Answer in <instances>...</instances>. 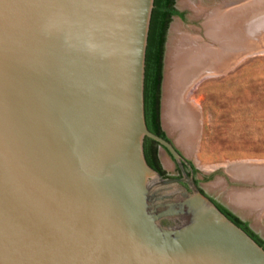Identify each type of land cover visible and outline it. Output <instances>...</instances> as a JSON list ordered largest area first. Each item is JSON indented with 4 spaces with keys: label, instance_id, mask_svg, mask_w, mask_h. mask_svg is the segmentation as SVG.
<instances>
[{
    "label": "water",
    "instance_id": "1",
    "mask_svg": "<svg viewBox=\"0 0 264 264\" xmlns=\"http://www.w3.org/2000/svg\"><path fill=\"white\" fill-rule=\"evenodd\" d=\"M154 8L0 0V264H264L148 128ZM146 138L183 178L148 163Z\"/></svg>",
    "mask_w": 264,
    "mask_h": 264
},
{
    "label": "rangeland",
    "instance_id": "2",
    "mask_svg": "<svg viewBox=\"0 0 264 264\" xmlns=\"http://www.w3.org/2000/svg\"><path fill=\"white\" fill-rule=\"evenodd\" d=\"M251 1L176 0V7L184 14V18L175 16L167 33L162 83V124L183 157L197 168L204 192L247 220L264 241V208L247 212L229 199L232 192H256L264 189V184H238L227 172L232 164L264 161V5L255 13L251 12L240 23L245 33L238 45L240 48L245 47L240 52L245 49L248 51L242 57L234 59L226 71L216 77L204 79L196 86V92L191 97L198 102L199 125L191 151L188 152L178 143L179 133L172 132L164 121V98L174 27L178 25L185 33L199 36L203 44L220 49L219 43L207 36L206 24L214 20V17L221 21L230 10L236 13L238 7ZM239 47L234 45L233 55L240 53L237 51ZM161 159L165 177H172L170 174L176 171L175 163L164 151L161 152ZM206 176H211V179L206 181L203 179Z\"/></svg>",
    "mask_w": 264,
    "mask_h": 264
},
{
    "label": "bare ground",
    "instance_id": "3",
    "mask_svg": "<svg viewBox=\"0 0 264 264\" xmlns=\"http://www.w3.org/2000/svg\"><path fill=\"white\" fill-rule=\"evenodd\" d=\"M245 4L238 7L236 13L230 10L221 21L214 17V20L206 24L207 36L218 42L220 49L203 44L199 36L185 33L178 25L173 29L167 92L164 98V121L172 132L179 133L177 141L188 152L193 148L195 132L199 125L198 102L191 97L194 91L196 92V86L204 79L216 77L226 71L234 59L242 57L243 53L248 51L245 49L244 52H240L245 48L238 45L245 33L240 23L243 18H247L251 12L255 13L264 5V0H252ZM234 45L239 47L237 51L240 52L235 55L232 54ZM227 172L237 181L264 184V162L254 160L232 164ZM232 193L229 199L247 212L264 208V189Z\"/></svg>",
    "mask_w": 264,
    "mask_h": 264
},
{
    "label": "trees",
    "instance_id": "4",
    "mask_svg": "<svg viewBox=\"0 0 264 264\" xmlns=\"http://www.w3.org/2000/svg\"><path fill=\"white\" fill-rule=\"evenodd\" d=\"M174 0H155V8L153 10L149 42L146 56V80H145V112L148 128L158 134L159 113L158 105L160 98V86L162 82V59L164 52V43L168 25L171 17L179 16L184 18V14L173 8ZM145 155L147 161L152 164L148 158V151L145 147ZM233 222L244 229L254 240H256L263 248L264 241H260L253 237L252 232L247 225L240 222L228 210L223 211Z\"/></svg>",
    "mask_w": 264,
    "mask_h": 264
},
{
    "label": "flooded vegetation",
    "instance_id": "5",
    "mask_svg": "<svg viewBox=\"0 0 264 264\" xmlns=\"http://www.w3.org/2000/svg\"><path fill=\"white\" fill-rule=\"evenodd\" d=\"M176 0H174V4H173V8L175 10H178L175 4ZM179 11V10H178ZM181 12V11H179ZM182 13V12H181ZM175 16L171 17V21ZM179 17V16H178ZM170 21V23H171ZM169 23V25H170ZM169 25H168V29H169ZM168 29H167V33H168ZM167 33H166V38H165V43H164V52H163V59H162V82H161V86H160V98H159V105H158V113H159V127L158 130L160 133L156 134L154 132H152L150 129V131L156 135H158L159 137L163 138L164 140L168 141L169 143L173 144L172 140L169 138V136L166 134V132L164 131L163 128V119H162V83H163V71H164V53H165V45H166V40H167ZM175 146V145H174ZM145 147L146 150L148 151V158L151 161V166L157 170L159 173L162 174V176L165 177V170L163 167V163H162V159H161V152L164 151L168 154V156L172 159L173 163H175V172L173 174H170V176H172L173 178H177V179H181L183 178V170L180 167V165L178 164V162L169 154V152L165 149V147L163 145H161L159 142L151 139V138H146L145 140ZM178 150V149H177ZM180 152V154L182 155L181 151L178 150ZM183 156V155H182ZM183 169L184 171L191 177H193V179L195 180L196 184L198 185V187L200 188V190L206 195L208 196L217 206L218 208L223 211V208L228 210L232 215H234L240 222L244 223L247 225L248 229L252 232L253 237L255 239L258 240H262L263 239L259 236L258 233H256L251 225L248 223L247 220H244L243 218H241L239 215H237L233 210H231L230 208H228L226 205H224L223 203L219 202L218 200L210 197L208 194H206L204 192V190L202 189V181L198 178V171L197 168L195 167V165L188 159H185V157H183ZM149 163V162H148ZM150 164V163H149ZM206 181H209L211 179V176H206L205 178Z\"/></svg>",
    "mask_w": 264,
    "mask_h": 264
}]
</instances>
